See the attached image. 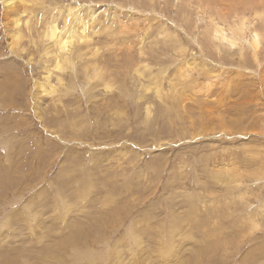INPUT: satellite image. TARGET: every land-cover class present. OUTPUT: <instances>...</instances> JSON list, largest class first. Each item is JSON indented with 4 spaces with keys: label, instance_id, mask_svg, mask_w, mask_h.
Returning a JSON list of instances; mask_svg holds the SVG:
<instances>
[{
    "label": "rangeland",
    "instance_id": "rangeland-1",
    "mask_svg": "<svg viewBox=\"0 0 264 264\" xmlns=\"http://www.w3.org/2000/svg\"><path fill=\"white\" fill-rule=\"evenodd\" d=\"M15 3L10 45L0 0V264H264V0ZM55 23L90 34L62 70Z\"/></svg>",
    "mask_w": 264,
    "mask_h": 264
},
{
    "label": "bare ground",
    "instance_id": "bare-ground-1",
    "mask_svg": "<svg viewBox=\"0 0 264 264\" xmlns=\"http://www.w3.org/2000/svg\"><path fill=\"white\" fill-rule=\"evenodd\" d=\"M15 1L16 0H5L6 5L11 10L12 23L13 27L15 28V32H13L12 34V38H15V42L11 41L10 45L15 43L18 44L24 37V35L22 34V30L20 29L22 11L19 9V7L15 5ZM28 22H30V19L26 20V23ZM219 24H217L215 28V37L220 38L222 41L226 40L229 42V44L232 45L239 44L238 37L225 32V27ZM241 31H245L244 24L241 27ZM46 35L53 40L56 47V53L54 54L55 65L53 66V70H62V65L64 66L62 58L69 59L68 55L71 54L70 50L73 48L74 44L81 39H87L88 37H90V34L88 33L86 26L84 25L78 27L75 30L64 29L59 31V28L56 23L53 25H47ZM263 38L264 37L262 31L255 29L252 31V37L250 39V42L254 47L259 48ZM96 52H98V50H96ZM50 72L51 70H49V73ZM50 77L51 74L47 75L43 81H40V83H38L39 87L42 89L43 92H45V94H51L55 89V85L51 82ZM107 86L110 87L109 84H107Z\"/></svg>",
    "mask_w": 264,
    "mask_h": 264
}]
</instances>
